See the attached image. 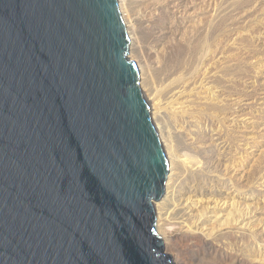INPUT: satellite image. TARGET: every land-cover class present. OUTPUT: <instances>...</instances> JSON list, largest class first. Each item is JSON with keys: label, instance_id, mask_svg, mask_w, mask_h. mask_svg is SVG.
<instances>
[{"label": "water", "instance_id": "obj_1", "mask_svg": "<svg viewBox=\"0 0 264 264\" xmlns=\"http://www.w3.org/2000/svg\"><path fill=\"white\" fill-rule=\"evenodd\" d=\"M129 43L117 0H0V264H174Z\"/></svg>", "mask_w": 264, "mask_h": 264}, {"label": "rangeland", "instance_id": "obj_2", "mask_svg": "<svg viewBox=\"0 0 264 264\" xmlns=\"http://www.w3.org/2000/svg\"><path fill=\"white\" fill-rule=\"evenodd\" d=\"M155 1L152 26L149 4L133 0L149 59L178 41L183 72L210 85L176 139L201 167H182L179 188H199L214 206L196 210L187 228L172 226L164 253L174 264H264V0Z\"/></svg>", "mask_w": 264, "mask_h": 264}, {"label": "bare ground", "instance_id": "obj_3", "mask_svg": "<svg viewBox=\"0 0 264 264\" xmlns=\"http://www.w3.org/2000/svg\"><path fill=\"white\" fill-rule=\"evenodd\" d=\"M139 1L136 0V3ZM141 2L146 3V5L149 4L146 6L150 9L147 22H151L152 26H155L158 22L156 15L160 13L162 4L155 0H141ZM117 3L130 40V58L132 60L135 59L137 62L139 68V84L148 99L153 119L166 154L168 177L165 183V191L161 198L154 201V205L156 227L164 242V249L169 250L170 236L173 235V231L170 229L172 226L187 228L189 226V220H191L190 218L195 214L196 210L201 211L203 208L209 209V207L214 206L209 198L204 197L205 193H199V188L197 189L194 186V188L188 187L183 190L179 188L180 170L182 167L192 166L194 169H200L201 167L198 168L199 165L196 166L197 163H191V165V160H189V157H186L188 154L186 156L184 155L185 153L181 154L180 145L176 139L177 134L183 132L182 129L185 127L182 124L183 120L186 123L189 122V119L192 121L194 110L197 107L196 105L197 103H203L201 99L205 97L206 89L210 85H208L207 81L198 80L196 71L183 72L186 68L184 67L186 59L181 60L183 58H181V55H183L184 50L182 44H179L178 41H176L175 45H171L169 49L165 47L156 51L157 56L155 61L150 60L147 55V46L143 44L141 39L142 28L140 25L143 24L141 13L135 11L133 0H117ZM211 69L213 68L211 67ZM211 77L212 74L209 75V78ZM212 79L210 80L212 81ZM215 80L213 79V81ZM184 134L189 139L187 136L191 133L184 132ZM198 161L196 160V162ZM176 260L174 257V261Z\"/></svg>", "mask_w": 264, "mask_h": 264}]
</instances>
